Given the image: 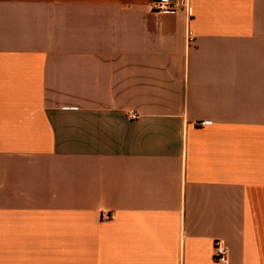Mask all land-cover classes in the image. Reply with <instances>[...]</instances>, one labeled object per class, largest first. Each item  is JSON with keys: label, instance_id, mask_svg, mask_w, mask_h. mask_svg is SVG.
<instances>
[{"label": "crops", "instance_id": "1", "mask_svg": "<svg viewBox=\"0 0 264 264\" xmlns=\"http://www.w3.org/2000/svg\"><path fill=\"white\" fill-rule=\"evenodd\" d=\"M156 1L0 0V264H264V0Z\"/></svg>", "mask_w": 264, "mask_h": 264}, {"label": "built area", "instance_id": "2", "mask_svg": "<svg viewBox=\"0 0 264 264\" xmlns=\"http://www.w3.org/2000/svg\"><path fill=\"white\" fill-rule=\"evenodd\" d=\"M181 0H158L152 4V9L161 13H171L177 10V6ZM188 0L184 1L187 6ZM191 33H189V36ZM191 40V38H190ZM140 115L138 113H129L130 120H138ZM214 257L218 264H229V249L225 241L216 239L214 241Z\"/></svg>", "mask_w": 264, "mask_h": 264}]
</instances>
